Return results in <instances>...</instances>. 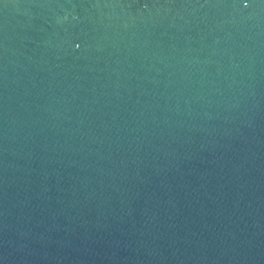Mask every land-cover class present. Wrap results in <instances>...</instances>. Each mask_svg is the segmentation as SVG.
Returning <instances> with one entry per match:
<instances>
[{
	"label": "water",
	"instance_id": "1",
	"mask_svg": "<svg viewBox=\"0 0 264 264\" xmlns=\"http://www.w3.org/2000/svg\"><path fill=\"white\" fill-rule=\"evenodd\" d=\"M0 264H264V0H0Z\"/></svg>",
	"mask_w": 264,
	"mask_h": 264
}]
</instances>
